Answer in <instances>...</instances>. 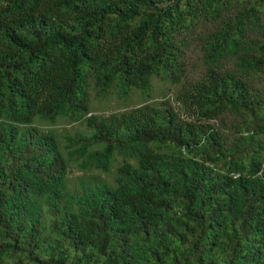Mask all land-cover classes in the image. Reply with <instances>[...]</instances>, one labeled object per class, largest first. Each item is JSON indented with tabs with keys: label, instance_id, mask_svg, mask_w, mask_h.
<instances>
[{
	"label": "trees",
	"instance_id": "1",
	"mask_svg": "<svg viewBox=\"0 0 264 264\" xmlns=\"http://www.w3.org/2000/svg\"><path fill=\"white\" fill-rule=\"evenodd\" d=\"M0 264H264V0H0Z\"/></svg>",
	"mask_w": 264,
	"mask_h": 264
},
{
	"label": "rangeland",
	"instance_id": "2",
	"mask_svg": "<svg viewBox=\"0 0 264 264\" xmlns=\"http://www.w3.org/2000/svg\"><path fill=\"white\" fill-rule=\"evenodd\" d=\"M189 54L193 55L194 53L189 52ZM175 88L176 87H171L163 83L158 78H154L153 97L150 99H144L142 97H139L138 95H134L126 101L119 100L116 97H111L108 100H100L95 98L94 96H91L90 106L92 111L96 114L108 115L110 113H118L136 107L142 103H145L146 101L156 102L163 99L165 96H169L170 98H172L176 91ZM34 125L38 126V128L41 130L54 131L58 133L62 138L67 134H75L76 131L84 130L83 126L80 123H71L65 119H59L56 124L42 123L37 121ZM116 167L117 163L114 164L112 170L109 173H104L99 170L84 172L75 167L71 172L70 178L73 180V182H78L80 178L85 179L86 182L104 180L111 182Z\"/></svg>",
	"mask_w": 264,
	"mask_h": 264
}]
</instances>
